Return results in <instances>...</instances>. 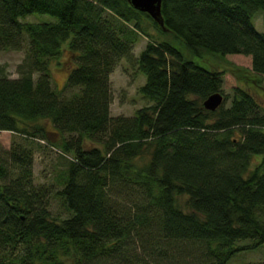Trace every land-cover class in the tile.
<instances>
[{"label": "trees", "instance_id": "1", "mask_svg": "<svg viewBox=\"0 0 264 264\" xmlns=\"http://www.w3.org/2000/svg\"><path fill=\"white\" fill-rule=\"evenodd\" d=\"M259 11L264 0H163L165 31L128 0H0V51H26L19 77L0 72V130L31 142L0 157V264H232L264 246V105L247 87L264 93ZM33 13L58 21L23 19ZM169 35L192 57L250 56L246 86L226 94L225 72ZM66 53L57 90L51 64ZM123 59L145 76L149 105L115 117L111 76ZM216 92L224 103L207 110ZM36 139L72 155L56 192L35 184ZM52 199L69 214L55 217Z\"/></svg>", "mask_w": 264, "mask_h": 264}, {"label": "rangeland", "instance_id": "2", "mask_svg": "<svg viewBox=\"0 0 264 264\" xmlns=\"http://www.w3.org/2000/svg\"><path fill=\"white\" fill-rule=\"evenodd\" d=\"M29 22H57L58 18L51 14L33 13L23 18ZM254 23L259 31L264 32V11H259L254 17ZM148 31L154 36H159L158 30L148 21ZM167 39L173 41L182 51L188 56V50L185 48L181 41L174 40L169 35ZM148 43V38L143 37L140 39L135 47L134 53L139 56L142 50ZM26 51L6 50L0 51V72H4L11 78L19 77L20 66L25 62ZM192 59L200 65L206 68L218 69L225 72L224 74V92L232 96L233 89L237 85L246 86L243 82L242 71H248L252 68V58L241 54H228L225 57L214 53H205L202 56H193ZM69 54H63L59 60L52 61L51 75L52 86L57 90H63L66 86L68 72H69ZM242 69V71H241ZM264 79V78H263ZM113 102L111 105L112 116H134L136 111L146 105H149V100L143 97L140 92V87L145 82V76L142 75L137 66L129 63L126 59H123L111 76ZM264 83V80H263ZM253 90L257 99L262 105H264V93L258 89L256 84L250 83L247 85ZM75 89L68 88L63 92L64 96H71ZM230 103L227 102V106ZM45 124L47 135L50 140L57 142L61 139L59 133H53L56 131L55 127L50 121H42ZM68 138L69 136L66 135ZM32 140V139H28ZM37 143L43 145L42 148L35 150L34 155V181L37 185L53 186L54 192L59 189L58 175L60 170L65 168L66 159H71V154H65L61 149L53 146L48 140L36 139ZM31 143L26 140V136L22 133L0 130V157H6L12 147L17 144ZM36 145V143H33ZM63 156V157H62ZM262 157H257L255 163L261 162ZM185 200L181 198V202ZM59 200L52 199V212L55 217H65L69 214L61 204ZM238 257V262L233 261L232 264H252V263H264V246L257 250H246L237 254L232 260ZM231 260V261H232ZM242 261V262H240ZM231 263V262H230Z\"/></svg>", "mask_w": 264, "mask_h": 264}, {"label": "water", "instance_id": "3", "mask_svg": "<svg viewBox=\"0 0 264 264\" xmlns=\"http://www.w3.org/2000/svg\"><path fill=\"white\" fill-rule=\"evenodd\" d=\"M137 10L149 14L163 30H168L162 13L163 0H128ZM224 94L216 92L211 94L205 101L204 107L210 111H216L224 103Z\"/></svg>", "mask_w": 264, "mask_h": 264}]
</instances>
